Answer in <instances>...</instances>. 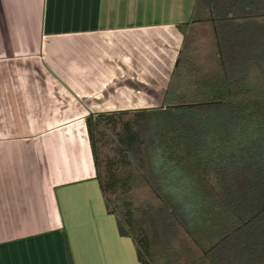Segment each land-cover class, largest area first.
I'll return each instance as SVG.
<instances>
[{
	"label": "crops",
	"instance_id": "obj_1",
	"mask_svg": "<svg viewBox=\"0 0 264 264\" xmlns=\"http://www.w3.org/2000/svg\"><path fill=\"white\" fill-rule=\"evenodd\" d=\"M196 0H0V264H139L86 119L164 107Z\"/></svg>",
	"mask_w": 264,
	"mask_h": 264
},
{
	"label": "trees",
	"instance_id": "obj_2",
	"mask_svg": "<svg viewBox=\"0 0 264 264\" xmlns=\"http://www.w3.org/2000/svg\"><path fill=\"white\" fill-rule=\"evenodd\" d=\"M164 107L86 119L139 264H264V0H196Z\"/></svg>",
	"mask_w": 264,
	"mask_h": 264
}]
</instances>
